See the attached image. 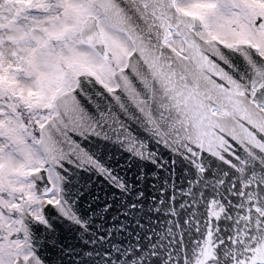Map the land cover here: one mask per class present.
Returning <instances> with one entry per match:
<instances>
[{"label": "snow or ice", "instance_id": "1", "mask_svg": "<svg viewBox=\"0 0 264 264\" xmlns=\"http://www.w3.org/2000/svg\"><path fill=\"white\" fill-rule=\"evenodd\" d=\"M0 264H264V0H0Z\"/></svg>", "mask_w": 264, "mask_h": 264}]
</instances>
